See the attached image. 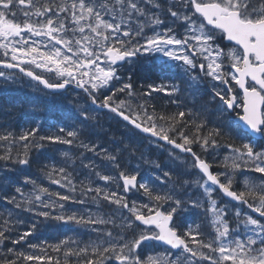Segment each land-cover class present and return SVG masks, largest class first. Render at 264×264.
Returning <instances> with one entry per match:
<instances>
[{
	"label": "snow or ice",
	"instance_id": "6c2138e0",
	"mask_svg": "<svg viewBox=\"0 0 264 264\" xmlns=\"http://www.w3.org/2000/svg\"><path fill=\"white\" fill-rule=\"evenodd\" d=\"M225 40L229 44L222 47ZM144 53L160 54L165 65L179 62L176 67L194 106L209 81L210 101L199 109L171 115L150 111L131 76L121 83L124 78L119 74L123 63ZM35 69L55 72L59 79L49 82ZM17 73L47 89L75 84L90 103L80 110L78 125L66 136H40L39 124L18 137L12 131L0 134V142L8 145L0 154V161L5 162L0 167V200L37 218L27 224V230L19 231L25 221L14 210L0 214V243L26 242L37 231L38 218H43L96 233V240L83 247L69 239L51 245L56 253L66 249L64 264H69V257H76L78 264H264V147L258 149L255 143L264 139V0H0V89L14 84ZM148 87L177 98L182 91L181 82ZM217 99L224 106L221 115L231 110L237 120L221 119L209 129L204 113L207 103ZM100 113L125 122L136 136L147 134L144 139L157 147L160 141L171 146L168 159L180 161L175 178L172 170L163 171L167 165L156 163L162 172L155 178L159 186L152 178L138 179L139 170L129 171L124 160L126 152L137 151L131 138L128 143L113 140L110 147L93 138L98 136L95 130L103 128ZM236 129L243 142L239 147L227 144L230 154L216 166L223 170L214 171V163L194 149L198 147L206 157L209 149H219L222 136ZM18 141L21 148L14 151ZM45 142L77 146V153L64 151L59 162L40 167L42 177L66 189L64 194L29 175L14 178V173L23 171L17 166H30L32 151L44 149ZM184 155L190 161L182 159ZM77 165L85 173L83 179H79ZM246 173L260 175L253 180ZM237 176L244 177L239 191L234 190ZM120 188L124 195L119 194ZM192 188L200 197L189 191ZM133 190L147 202H129L127 193ZM217 192L230 198L229 204L235 201L240 206L218 203L213 199ZM66 202L94 204L97 209L107 202L116 208L111 213L94 214L91 207L67 212ZM244 206L258 216L244 211ZM188 207L211 214V232L205 235L199 225L179 230L174 217ZM149 240L170 247L143 258L139 249ZM6 251L11 256L0 257V264L22 260L60 264L58 257L45 255L43 248L40 255L14 247Z\"/></svg>",
	"mask_w": 264,
	"mask_h": 264
},
{
	"label": "flooded vegetation",
	"instance_id": "af4514ba",
	"mask_svg": "<svg viewBox=\"0 0 264 264\" xmlns=\"http://www.w3.org/2000/svg\"><path fill=\"white\" fill-rule=\"evenodd\" d=\"M228 41H224L222 47L224 45H228ZM230 46V45H229ZM179 62L176 61H169L167 65L161 63V57L158 54L155 53H144L141 54L139 57L135 58L132 61L125 62L122 64L121 68L119 69V74L124 78L121 83L127 82V77L131 76V81L134 85V88L138 94H143V99L141 102L147 103L149 106V110L152 111L153 109L155 112L163 115H171L173 113H178L179 111L186 110L187 108L195 107L196 109H199L201 104H204L205 102L210 101L211 97L207 94L208 91V83L209 81H205L204 86L201 88V96L197 99L195 106L192 103V97L188 94V92L185 90V85L181 81V73L180 69L176 67V65ZM37 74H42L45 79H48L49 82H57L58 78L53 72H46L43 69H35ZM17 76L20 78H23L25 80L33 81L34 83L38 84L42 87L43 90L49 93V95L54 97H62L64 95H68V93L73 92L75 90H78L82 93L83 90L76 87L75 84H72L71 86H67L65 90L61 92H53L49 89H46L41 85L39 82L32 80L30 77H27L25 75L17 73ZM3 82V81H0ZM174 82H181L182 91L179 94V98L177 96H169L166 92L161 91H154L153 89H149L148 85H153V87H158L162 84H171ZM120 84H117L116 87H119ZM77 92V91H75ZM148 93H151V95H148ZM123 98V97H122ZM181 105L178 107L177 105ZM224 107L219 102V99H217L215 102L207 103V112L204 113V117L208 120V128H212L219 124L220 120L222 119L225 122L233 121L235 122L237 120V113L232 112L231 110H226L223 112V115H221L220 109ZM239 111V110H238ZM100 119L101 121H108L115 127H119L121 130L129 131L130 128L125 127V122H119L117 120L111 119L109 116L105 115L104 113H100ZM199 122L198 120L196 121ZM208 129H205L207 131ZM191 131V129H189ZM225 133H228L230 130L225 127L223 129ZM131 133H133L130 130ZM134 135V134H133ZM135 138H140L143 143L151 147V150L149 151L150 158L153 157L156 161L160 162L161 165H167V167L163 168V171H173V178H175L176 170L178 169V165L180 164V161L173 162L172 160L168 159V152L171 148V146H167L166 143L159 142L160 147H157L155 143L149 142L147 139H144L145 134H142L140 136L134 135ZM243 142L242 139V133L236 129L231 130V135L225 134L220 138V150H225L230 154V150L227 149V144H234V146L239 147L241 143ZM257 144V148L264 147V139H257L255 141ZM218 149V150H219ZM199 154H201L202 158H206L209 162L214 163V171H222L223 167H216L219 165L217 163V157L216 153L217 151H212L209 149V152L207 156L205 157L204 154L201 152V150L197 147L194 149ZM179 152V150H177ZM215 158V160H213ZM182 159H187L190 161V157L187 155L182 156ZM180 171H183L184 168H180ZM253 175H260V174H253ZM238 177V176H237ZM195 177H183V179H194ZM243 183H236L234 190H242ZM190 192L196 193V197H200V192H198L195 188H192L189 190ZM213 199H215L220 204H229L230 199L226 198L222 193H214ZM232 205H235L239 207L240 205L238 202L231 201V204H229V207ZM207 206V205H206ZM244 211H247L249 214H252L254 216H258L256 213H252L250 209H247L246 206L243 208ZM210 219L211 214L205 213L202 208L193 209L191 207L187 208V211H182L178 215L174 217V223L176 225H179L180 231H185L189 226H192L193 228H196L197 225L200 226L202 232L206 235L207 233L212 231V228L210 227ZM148 227V226H144ZM142 246L144 248H142ZM141 248L139 249V252L141 254H147V249L150 250L154 254V249L158 252L159 250H165L169 248V246L162 245L161 243L157 242L156 240H149L147 242H144L142 244ZM154 248V249H153ZM207 264V263H203Z\"/></svg>",
	"mask_w": 264,
	"mask_h": 264
},
{
	"label": "trees",
	"instance_id": "16d2710c",
	"mask_svg": "<svg viewBox=\"0 0 264 264\" xmlns=\"http://www.w3.org/2000/svg\"><path fill=\"white\" fill-rule=\"evenodd\" d=\"M20 90L12 89L10 93H0V134H3L5 131H12L18 137L19 135L23 134V132L27 131L29 128L37 127L39 124V135L46 136V135H64L66 136V132L73 130V125L77 124L76 120L77 112L76 109L73 107H69L66 102L58 100L57 102L62 105V108L54 106L53 108L48 106L45 101L42 102L43 111H45L43 116V122H41L42 118L40 116L39 111L36 109L33 112H27L26 109V100L23 101L20 94H18ZM37 103L41 102L42 99H34ZM14 103L18 104V107L14 105ZM24 104L23 106L21 104ZM19 104L21 106H19ZM29 113V114H28ZM120 122V121H119ZM121 123V122H120ZM103 128H97L95 131L98 133V136L93 137L94 139H98L101 145L105 147H110L111 142L113 140H124L125 143H128L130 138L131 142L135 144L137 147V151L129 155V153L124 154V160L129 165V169L132 170L133 165L135 163H143L139 161V156L143 152V148L146 145L143 141L139 138H135V136L129 131L121 130L119 127H115L110 122L103 121L102 122ZM63 127L65 129L64 133H60L58 129ZM142 141V142H141ZM52 143L45 142V146H50L48 152L52 153L51 156H43L42 150L39 152L32 151V162L30 166L19 165L17 166L18 170L23 169L22 172L14 173V178L21 179L24 175H29L32 178L36 179L37 182L42 180L40 167L46 161H53L59 162L60 156L58 157L55 154V149L59 146ZM76 145V144H75ZM8 147V145L4 144V142H0V154L3 153L4 149ZM21 148V142H17L15 145L14 151L19 150ZM53 148V149H52ZM54 153V154H53ZM5 164L4 161H0V167H3ZM11 167V164L8 165ZM135 166V165H134ZM51 190V188H50ZM122 190V188H121ZM27 191V189L25 190ZM108 205L107 202H102ZM14 210V206L6 204L4 201L0 200V214H6L7 211ZM15 214L18 215L19 219L25 221V225L18 229L19 231L27 230V224L30 223L33 219H37L33 216L32 213L20 210H14ZM39 227L37 231L27 238L26 242H21L19 245H13L10 240L4 241L0 243V257H10L11 254L7 253V248H15L16 251H25L28 254H35L40 255L41 249H46L45 255H52L54 258H59L60 264H64V251L66 249H62L61 252L56 253L51 250V245H55L59 243L61 240L71 239L66 235L69 234L72 230L69 228H64L65 226L59 225V221L54 219L43 220V218H38ZM15 235L11 237V239H15ZM78 242V241H77ZM36 244L38 247L36 249H30L29 245ZM79 245V243H78ZM70 246L73 248L77 247V244L70 243ZM80 247H82L80 245ZM69 264H78L76 257H69L68 258ZM19 264H33V262L29 261H20ZM39 264V262H36Z\"/></svg>",
	"mask_w": 264,
	"mask_h": 264
},
{
	"label": "rangeland",
	"instance_id": "374dc122",
	"mask_svg": "<svg viewBox=\"0 0 264 264\" xmlns=\"http://www.w3.org/2000/svg\"><path fill=\"white\" fill-rule=\"evenodd\" d=\"M160 56V54H158ZM50 73V72H49ZM55 75L56 73L53 72ZM18 77V76H17ZM56 77L59 79V77L56 75ZM3 82H0V84H2ZM54 83V82H53ZM12 89L15 90H20V92L18 94H20L22 97V100L25 101L26 100V109L28 110L27 112H33L35 109L37 111H39L38 113H40V116L42 118L41 122L43 121V116H45L43 111V105L42 102L45 101V103L50 106V107H54L57 106L59 108H62V105L59 104L56 100H61L63 102H66V104L69 107H73L74 109L77 110V112H80V110L84 107H88L89 105V101L87 98V95L85 93H82L78 90H75L77 92L74 91L68 93V95H64L62 97H54L49 95L48 92H46L45 90L42 89L41 86H39L38 84L34 83L33 81H29V80H25L23 78L18 77L16 82L14 84H12L10 87L6 88V89H0V93H10L12 91ZM38 97V99H42L41 102L37 103V101H34V99H36ZM15 106L18 107V104L14 103ZM22 106L24 105L23 103L21 104ZM19 104V106H21ZM29 114V113H28ZM106 126V125H103ZM133 134V133H132ZM59 147H57L54 151L56 156L58 157V155L60 156L59 160L62 158L61 157V153L64 151H68L70 153H77V146L74 145H63V144H55ZM55 145H52V147ZM50 146H45L44 149H42V154L43 156H51L52 153H49ZM53 149V148H52ZM151 150V147H144L143 148V152L142 154L139 156V161H142L143 163H135L133 165L132 170L128 168L129 171H135V170H139L140 175L138 176V179H147V178H152L155 181V178L158 176H162V172L157 170L155 168V164L156 163H160L158 161H156L153 157L150 158L149 156V151ZM54 154V153H53ZM89 157L91 158V153L88 154ZM229 153L226 152L225 150H218L216 153V157H217V163L219 165H221V162L223 160V158L225 156H228ZM52 161H46V163H51ZM99 162V160L97 159V163ZM161 164V163H160ZM77 169L80 173L79 175V179H83L85 173L83 172V170L79 169V165H77ZM250 176L251 179L255 180L256 177H258L259 175H253L251 173H246ZM42 180H40L38 183L42 182L44 186L49 187V189L51 188V191L53 192H61L62 194L66 193L67 190L64 188H61L55 184H51L49 181H47L46 179H44L41 175L40 177ZM244 177L243 176H238L236 177V183H243ZM156 185L159 186L160 181H155ZM102 184V182H101ZM109 190H117L114 186H109ZM119 194L124 195L123 189L121 190V188L118 190ZM127 199L129 202L135 200L138 203H146L147 202V198H141V195L139 193H137L136 191L132 192L130 195H127ZM87 207H91L92 212L95 214L97 213V211H99L100 213H111L112 211L115 210L116 206L115 205H106L104 203L101 202V206L99 209H97L96 205L94 204H90V205H86V206H81L78 203H72V202H66V207H65V211L67 212H74V211H85ZM53 215L57 214L56 210H53L52 212ZM123 215L127 216V210H124ZM59 225H63L65 226L64 228H69V230H72L69 234L67 233L66 235H68V237L71 240H75L78 241L77 244L79 243V246L81 245L82 247L88 243L90 240H96L97 236L96 233L93 232L91 229H85L83 227H77L76 225H64L61 222H59ZM115 234V232H114ZM142 248H144L142 246ZM154 249V248H153ZM147 254H141L143 258L148 257L149 255L155 256L159 253H164V250H159L158 252L154 249V254L152 252H150L149 249H147ZM203 263H207V261H204ZM112 264H116L115 261L112 262Z\"/></svg>",
	"mask_w": 264,
	"mask_h": 264
},
{
	"label": "water",
	"instance_id": "95a60500",
	"mask_svg": "<svg viewBox=\"0 0 264 264\" xmlns=\"http://www.w3.org/2000/svg\"><path fill=\"white\" fill-rule=\"evenodd\" d=\"M43 85V84H42ZM44 86V85H43ZM45 87V86H44ZM66 89V88H65ZM65 89H50V90H52V91H62V90H65ZM145 135H147V134H145ZM161 142H163V141H161ZM163 143H166V142H163ZM133 191H135V190H133ZM131 193V192H130ZM130 193H127V194H130ZM226 197V196H225ZM226 198H228V197H226ZM230 199V198H229ZM148 227H152V226H148ZM157 242H159V243H161L162 245H165V246H168L167 244H165L164 242H162V241H157ZM170 247V246H169Z\"/></svg>",
	"mask_w": 264,
	"mask_h": 264
}]
</instances>
